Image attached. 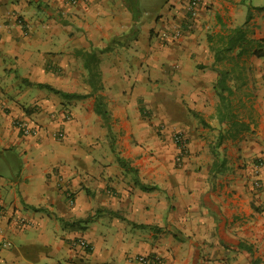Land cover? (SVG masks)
Returning a JSON list of instances; mask_svg holds the SVG:
<instances>
[{
	"label": "crops",
	"instance_id": "0c3cea01",
	"mask_svg": "<svg viewBox=\"0 0 264 264\" xmlns=\"http://www.w3.org/2000/svg\"><path fill=\"white\" fill-rule=\"evenodd\" d=\"M188 1L0 0V264H264V0Z\"/></svg>",
	"mask_w": 264,
	"mask_h": 264
},
{
	"label": "built area",
	"instance_id": "2783aa9c",
	"mask_svg": "<svg viewBox=\"0 0 264 264\" xmlns=\"http://www.w3.org/2000/svg\"><path fill=\"white\" fill-rule=\"evenodd\" d=\"M76 0H71L72 3H74ZM202 0H189L188 4L186 6V14L190 18H195L197 14V9L199 8V5L201 4ZM180 34V30H175L171 34H168L166 32H163L161 34V38L163 40H168L170 37L175 38ZM17 128L26 136H33L38 133L39 128L33 124H30L27 121H19L16 124ZM173 143L175 144V147L177 149V155H176V161L180 164L182 159L187 154V140L184 137L182 133H175L172 136ZM261 168V162L258 161L255 166H253V180L251 182L252 189L254 191H258L260 189V181L258 179V173ZM261 207L264 208V203L261 204ZM10 243L5 242L3 243V246L7 247ZM73 247H78L83 250H90V244L84 240V239H77L72 243ZM138 262L141 264H147V259L145 257H139Z\"/></svg>",
	"mask_w": 264,
	"mask_h": 264
},
{
	"label": "trees",
	"instance_id": "16d2710c",
	"mask_svg": "<svg viewBox=\"0 0 264 264\" xmlns=\"http://www.w3.org/2000/svg\"><path fill=\"white\" fill-rule=\"evenodd\" d=\"M258 47H261V43H259ZM81 54L84 59V69L87 71V81L92 89L91 93L95 94L97 93V91L101 89V83H100L101 75L97 68V60H96L95 54L93 52L91 53L82 52ZM255 54L258 56H262L264 55V52L260 48L258 51L255 52ZM37 86L39 88L47 89L53 92L54 94L59 95L65 99L81 98V96H78L76 94H68V93H63V92L54 90L48 85L38 84ZM95 111L98 115L102 116V118L104 119V123L107 125L108 114L102 103L101 96L99 95L96 96L95 98Z\"/></svg>",
	"mask_w": 264,
	"mask_h": 264
},
{
	"label": "rangeland",
	"instance_id": "374dc122",
	"mask_svg": "<svg viewBox=\"0 0 264 264\" xmlns=\"http://www.w3.org/2000/svg\"><path fill=\"white\" fill-rule=\"evenodd\" d=\"M166 0H162L161 2V5H165V2ZM155 14L156 12H151V14ZM136 32V30L134 31ZM6 162L8 163L9 166H13V168H17V166H23V160H24V157H23V154L20 155V154H15V156H13L11 159L8 157L6 158ZM6 162L4 161V163L1 161L0 159V166H3V170L0 169V174H3L4 175L6 174V171L4 168H5V165H6ZM7 166V165H6ZM9 174V171L7 172Z\"/></svg>",
	"mask_w": 264,
	"mask_h": 264
}]
</instances>
